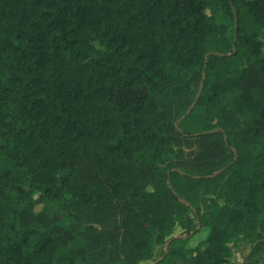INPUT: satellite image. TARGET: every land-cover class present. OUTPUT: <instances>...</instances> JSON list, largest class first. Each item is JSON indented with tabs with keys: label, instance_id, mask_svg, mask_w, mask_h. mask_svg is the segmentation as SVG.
Returning <instances> with one entry per match:
<instances>
[{
	"label": "trees",
	"instance_id": "1",
	"mask_svg": "<svg viewBox=\"0 0 264 264\" xmlns=\"http://www.w3.org/2000/svg\"><path fill=\"white\" fill-rule=\"evenodd\" d=\"M263 37L264 0H0V264H264Z\"/></svg>",
	"mask_w": 264,
	"mask_h": 264
},
{
	"label": "rangeland",
	"instance_id": "2",
	"mask_svg": "<svg viewBox=\"0 0 264 264\" xmlns=\"http://www.w3.org/2000/svg\"><path fill=\"white\" fill-rule=\"evenodd\" d=\"M231 27V25H230ZM264 42V37L262 38ZM42 210V206L38 205L36 208L37 212H40ZM208 233L207 229H200L198 233L192 234L191 240L187 244L188 249L194 248L200 241H202ZM183 235L182 229L180 227L177 228L175 231V236ZM183 237H185L183 235ZM180 242H175L174 246L180 245ZM234 255L232 258L233 264H255L256 262H259L260 259H258L256 256L252 254L253 251V245L248 244L244 241H240L238 244H236L234 247ZM164 250V246H161L158 248L157 255ZM141 264H147L141 263Z\"/></svg>",
	"mask_w": 264,
	"mask_h": 264
},
{
	"label": "water",
	"instance_id": "3",
	"mask_svg": "<svg viewBox=\"0 0 264 264\" xmlns=\"http://www.w3.org/2000/svg\"><path fill=\"white\" fill-rule=\"evenodd\" d=\"M202 85H203V82H202ZM195 103H196V101L194 102V104H193V106H192V107H194ZM169 245H170V242H168V243L166 244V249H168V248H169Z\"/></svg>",
	"mask_w": 264,
	"mask_h": 264
}]
</instances>
